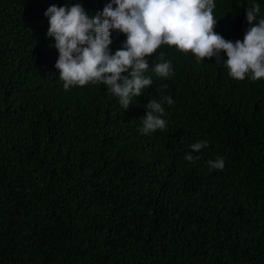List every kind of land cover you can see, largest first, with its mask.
<instances>
[{"label": "trees", "instance_id": "1", "mask_svg": "<svg viewBox=\"0 0 264 264\" xmlns=\"http://www.w3.org/2000/svg\"><path fill=\"white\" fill-rule=\"evenodd\" d=\"M110 2L0 0V264H264V79L231 78L224 52L197 62L162 45L127 110L103 84L65 90L45 12ZM214 2L228 41L256 23L248 7L264 19V0ZM111 38L114 54L127 37ZM164 96L166 127L142 133Z\"/></svg>", "mask_w": 264, "mask_h": 264}, {"label": "clouds", "instance_id": "2", "mask_svg": "<svg viewBox=\"0 0 264 264\" xmlns=\"http://www.w3.org/2000/svg\"><path fill=\"white\" fill-rule=\"evenodd\" d=\"M115 5V7H114ZM214 0H111L96 16H89L77 3L67 6H50L45 12L49 27L47 36L54 38L59 56L55 63L63 87L103 84L110 93L119 98L127 110L134 97L152 85L145 57L154 55L162 45L191 52L197 62L205 58L224 60L228 74L236 80L250 75L253 81L264 79V19L257 22L260 5L253 4L246 10V19L251 26L242 41L226 40L214 29L217 20L213 15ZM112 30L126 35L122 48L110 51ZM152 71L157 77L172 75L170 61L156 63ZM128 73L127 76L122 75ZM174 103L170 96L162 101L151 100L143 118L142 133L163 130L166 121L162 117L165 109L162 103ZM207 141H199L190 148L200 152L207 147ZM185 159L192 162L194 155L186 153ZM209 169L223 170L225 160L218 157L208 161Z\"/></svg>", "mask_w": 264, "mask_h": 264}]
</instances>
